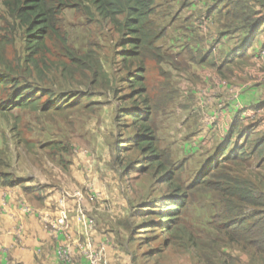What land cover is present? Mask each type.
<instances>
[{
  "label": "rangeland",
  "instance_id": "374dc122",
  "mask_svg": "<svg viewBox=\"0 0 264 264\" xmlns=\"http://www.w3.org/2000/svg\"><path fill=\"white\" fill-rule=\"evenodd\" d=\"M3 1L0 76L10 74L19 86L47 90L51 101L64 98L67 102L86 94L89 102L62 113L33 111L12 104L11 86L0 92V175L20 183L16 187L0 186V225L6 218H17L8 204L13 201L8 193L16 192L22 198L20 209L30 219L37 216L33 208L55 206L51 209L53 237L61 232L57 221L60 226L66 221L62 201L67 202L70 219L78 225L75 235L81 238L87 239L89 232L95 237L124 224L129 243H122L120 250L129 253L134 264H264V256L218 243L222 239L214 230L226 221L217 192L198 190L191 195L180 231L174 236L148 224L155 217L147 213L170 192L158 182L160 174L148 170L141 175L134 169L141 166V154L132 145L138 132L128 114L142 108L145 94L139 95L127 80L128 72L134 69L127 71L121 60L122 51L128 49L124 36L87 4L64 9L59 16L61 34L80 63L70 67L71 73H62L61 62H70L60 56L61 48L50 46L35 70L26 61L25 31L10 17ZM217 1L156 0L152 17L164 30L157 46L165 59L147 61L146 96L153 108L152 125L160 148L170 153L175 164L184 166L182 184L204 171L227 141V42L237 38L239 44L244 34L225 31V22L207 15ZM258 1L250 4L257 12L261 8ZM253 67V63L239 65L243 81L256 80ZM254 113L249 107L246 115L253 117L245 116L244 125L247 128L260 120L258 130L251 132L252 138H257L264 134V124ZM237 120L241 122L239 117ZM236 139L235 134L231 143H243ZM240 169L231 166L230 176L249 175L258 190L256 195L264 193L261 170ZM143 252L146 255L142 259Z\"/></svg>",
  "mask_w": 264,
  "mask_h": 264
},
{
  "label": "trees",
  "instance_id": "16d2710c",
  "mask_svg": "<svg viewBox=\"0 0 264 264\" xmlns=\"http://www.w3.org/2000/svg\"><path fill=\"white\" fill-rule=\"evenodd\" d=\"M252 0H218L207 11L208 16L216 15L225 22L224 30L232 33H243L238 47L227 56V68L236 61L247 62L248 51L257 39L264 34V0H259L261 8L257 12L250 6ZM89 5L96 15L108 20L113 27L124 36L122 63L128 72L127 80L132 87L138 89L139 95H144L142 108L134 109L128 115L131 125L138 134L132 145L140 152V167L134 168L139 174L148 170L160 174L158 182L166 186L168 192L162 195L153 212L155 220L148 222L160 233L169 237L176 235L182 222V215L191 203V195L198 191L217 192L220 204L223 206V220L214 231L221 237L220 245L234 246L252 256H264V193L259 192L249 175L244 178L231 177L230 169L261 170L260 176L264 181V134L252 138L250 129L247 131L243 124L234 119L227 131V141L215 154L204 171L190 183H181L184 166L175 164L168 151L160 148L159 140L152 121V106L146 96L147 61L156 63L163 61L164 56L157 46L164 35V30L157 27L152 20L156 14V0H4L3 5L13 18L24 29V48L27 53L26 61L35 70L44 58L47 48H61L60 56L70 64L61 62L62 73H71L70 67H77L80 60L75 58L68 46V40L61 34L62 26L59 16L64 9ZM204 60H201V63ZM94 67V65H93ZM94 70V69H93ZM82 71V70H81ZM230 72V71H229ZM31 73H34L32 70ZM94 75L95 72L92 71ZM11 86L12 104L21 109L33 111H54L62 113L76 105L88 104L87 95L64 98L60 101L50 100L47 90H33L31 86H19L10 74L0 76V92ZM44 102L42 99L45 98ZM66 103V104H65ZM1 105V103H0ZM0 107H3L1 105ZM86 107H89L86 106ZM236 134V141L231 143ZM224 146V147H223ZM240 169V170H241ZM18 181L10 179L9 175H0V186L16 187ZM249 209V211L247 210ZM190 242V239L188 238ZM198 248V243H195ZM145 257V253L143 254Z\"/></svg>",
  "mask_w": 264,
  "mask_h": 264
},
{
  "label": "crops",
  "instance_id": "0c3cea01",
  "mask_svg": "<svg viewBox=\"0 0 264 264\" xmlns=\"http://www.w3.org/2000/svg\"><path fill=\"white\" fill-rule=\"evenodd\" d=\"M235 36L237 37V35ZM236 39L227 42V56L238 47ZM247 57V62L236 61L229 67L230 73L227 76V94L229 95H227V126H230L234 119L239 117L244 129L256 132L260 120H255L250 126L246 125V128L244 119L245 116L252 119L253 116L246 115L249 107H252L254 114L262 118L264 124V117L260 115L261 113L264 114V34L248 51ZM252 63L254 64L253 68L256 69L257 78L254 82H245L241 74L238 73L239 65ZM256 119L258 118L256 117ZM13 193L16 195L12 196ZM13 193H8L13 200H10L8 204L11 206V210L16 213L17 218L8 219L5 217L7 220H3L2 225H0L2 227L0 230L3 232H0V264H134L131 255L122 249L120 250L122 243H125L124 246L129 243L127 226L125 229L124 224L116 228L114 227L116 222L114 220L113 231L101 232L95 237L94 232H89L87 239L81 238L75 235L74 227L78 225H76L75 220L70 219L72 217L67 210V202L62 201L61 206L65 208L66 221L62 226L59 225L61 222L57 221L58 230L61 232L57 237H53L54 219L51 209L55 206L48 207L44 204L41 208H33V211H37V216L30 219L29 215H25L19 207L22 198L16 192ZM7 196L4 199L5 208H7ZM74 211L75 216L78 217L79 210L75 209V205ZM126 215L124 214L122 217L125 218ZM81 216L82 214H80V218ZM68 219L69 221H67ZM84 223L83 226L86 229ZM69 224L70 228H67ZM79 225L82 226L81 223ZM19 228H21L19 235L13 236ZM107 234L109 236H106ZM86 247L89 248L86 249ZM143 254L144 252L141 254L142 259L144 258Z\"/></svg>",
  "mask_w": 264,
  "mask_h": 264
}]
</instances>
